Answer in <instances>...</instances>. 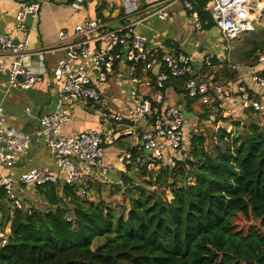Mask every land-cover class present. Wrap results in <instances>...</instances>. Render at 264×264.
<instances>
[{
  "label": "built area",
  "instance_id": "obj_1",
  "mask_svg": "<svg viewBox=\"0 0 264 264\" xmlns=\"http://www.w3.org/2000/svg\"><path fill=\"white\" fill-rule=\"evenodd\" d=\"M48 1L65 3L80 10L91 0ZM179 1L184 2L198 30L214 22L227 39L255 30L256 23L263 24L264 0H213L209 10L199 6L195 0H161L162 6L155 13L161 19L168 18L167 7ZM134 3L135 0H122L125 21L118 27H109L102 16L86 18L77 24L75 40L68 45L67 58L61 60L55 69V81L62 85L61 101L73 99L93 105L102 99L100 83L108 80L109 73L119 62L127 64L135 105L129 119L145 121L150 128L141 134V145L136 153L131 148L120 150L117 160L153 172L163 166L176 167L178 161L188 155L186 149L194 138V133L187 130V120L179 105L167 101L166 83L170 79L187 76V95L205 107L207 122L212 123L218 133L223 125L221 117H232L238 108L264 112V74L259 67L264 63V54L255 65L228 64L242 72V78L234 84H226L218 76L219 64L226 61L220 54L208 52L199 62L192 53L178 51L166 42L150 47L147 35L136 29L134 15L139 7ZM40 7L39 0H28L20 5L16 28L22 37L18 42L11 35L0 32V66H11L10 87L27 90L42 79L43 71L26 62L31 37L27 20L37 16ZM198 7L208 11L209 16L202 18ZM66 35L67 31H60V36ZM94 70L98 72L97 77ZM143 88L155 90L150 95ZM125 118L121 114H105L104 121L111 125L109 131L87 128L67 134L64 127L72 117L63 103L55 111L42 116V135L56 159L59 172L44 166L34 167L19 177L1 176L0 189L6 193L8 214L13 216L16 210L25 207L17 186L58 184L61 173H64L65 183L75 186L80 198H92V183L81 181L82 174L98 167L106 178L112 168L105 161L109 143L107 134L115 132L114 122L123 125ZM5 120V107L0 105V167H11L16 163L17 154L29 149L31 138L26 132L6 126ZM225 128L227 132L234 130L233 125ZM123 133L135 134L132 124L126 125ZM67 220L72 221L73 215L67 214ZM8 233L7 230L0 232L1 244L7 242Z\"/></svg>",
  "mask_w": 264,
  "mask_h": 264
},
{
  "label": "trees",
  "instance_id": "obj_2",
  "mask_svg": "<svg viewBox=\"0 0 264 264\" xmlns=\"http://www.w3.org/2000/svg\"><path fill=\"white\" fill-rule=\"evenodd\" d=\"M257 51L251 65L264 45L249 53ZM187 78L170 79L166 87L183 93L192 110ZM234 125H245L246 135L221 128L219 145L209 149L206 136L194 133L176 167L163 166L156 174L144 169L150 178L131 186L126 214L105 200H81L67 183L35 187L44 208L25 199V207L10 216L0 203L2 230L10 226L7 242L0 243V264H264V126L255 120ZM122 177L127 185L133 181L126 172ZM0 199H6L2 188Z\"/></svg>",
  "mask_w": 264,
  "mask_h": 264
},
{
  "label": "crops",
  "instance_id": "obj_3",
  "mask_svg": "<svg viewBox=\"0 0 264 264\" xmlns=\"http://www.w3.org/2000/svg\"><path fill=\"white\" fill-rule=\"evenodd\" d=\"M28 0H0V32L7 33L15 39H20L22 33L16 28V14L21 4ZM41 1L39 13L35 17H29L27 20L28 29L31 32L30 41L27 47L26 62L43 71L42 79L31 87L23 90L9 86L10 64L7 67L0 66V105L5 107L6 126L15 128L29 134L31 145L29 149L19 152L14 166L0 167V177L3 175H12L19 177L22 173L34 167H49L54 172H59L55 157L51 154L48 145L42 135L41 117L45 114L55 111L60 103L67 106L71 121L65 125L64 132L74 134L87 128H102L109 131L111 125L104 121L105 114L116 113L125 116L124 124L113 125L116 128L114 133L107 134L108 148L105 161L111 164L112 168L106 178L102 175L101 168H93L88 173H83L84 180L91 181L93 187L94 180L113 181L120 183L124 181L122 173L126 172L130 177L139 174V168L135 164H122L117 160V154L120 150L131 147L140 148L141 134L150 128L145 121H132L130 116L134 113V99L124 102L123 98L117 96L115 92L118 87L124 84H133L130 80L127 64L119 62L109 73L108 80L100 83L102 90V99L97 104L86 105L80 100L64 99L61 101L62 85L55 81V69L59 62L67 58L68 45L75 40L74 30L77 24L86 18L100 16L103 13L109 27H118L124 23V5L122 0H91L84 4L80 10L72 6L48 0ZM134 5H138L134 18L137 20L136 29L147 35L148 45L150 47L159 42H166L170 46H175L178 51L192 53L200 62L205 54L214 52L220 54L223 58L227 45L218 38L214 40L216 33L222 36V32L214 25L211 28L205 27L198 30L192 21L189 20L190 14L186 10L184 2H175L167 7L168 18L161 19L155 11L161 8V0H135ZM193 24V25H192ZM67 31L66 36H60V31ZM223 39V36L222 38ZM1 52V47H0ZM219 64V67H222ZM264 68V63L259 65ZM234 68H228L229 75L236 72ZM220 74V69L218 68ZM115 74L116 77L112 76ZM129 76L124 78L125 75ZM228 76V74H226ZM116 81H113V79ZM220 79V78H219ZM221 80V79H220ZM222 81V80H221ZM238 80H228L226 84H234ZM173 86H168L165 93L167 101L170 104H180L179 100L169 98L168 90ZM145 92L152 95L153 91L143 88ZM132 91V89H131ZM125 91L121 89L120 93ZM109 95L112 100H105ZM132 96V94H131ZM187 108V106H186ZM205 107L201 103L194 101L192 111L195 115L204 113ZM239 109V108H238ZM236 109L234 114H243L247 111ZM196 115V119L198 117ZM244 117V116H243ZM195 122V121H194ZM245 124V122H243ZM132 124L135 134L125 135L123 130L125 126ZM195 124V123H194ZM188 126V125H187ZM226 127V126H223ZM222 127V128H223ZM188 128V127H187ZM235 132V127L234 130ZM127 138V139H125ZM113 148L110 155V148ZM123 147V148H121ZM108 153V155H107ZM159 170V169H158ZM158 170L151 173L156 174ZM110 174V175H109ZM146 177V174L144 176ZM59 187L65 185L64 173H61ZM35 188V187H34ZM32 186H17L18 192H32L35 190ZM33 198L34 194L31 195ZM40 196L36 192V197ZM30 201V198H27ZM71 205V204H70Z\"/></svg>",
  "mask_w": 264,
  "mask_h": 264
},
{
  "label": "rangeland",
  "instance_id": "obj_4",
  "mask_svg": "<svg viewBox=\"0 0 264 264\" xmlns=\"http://www.w3.org/2000/svg\"><path fill=\"white\" fill-rule=\"evenodd\" d=\"M189 18H190L189 20L192 19V21H194L192 16H190ZM193 24L195 25V22H193ZM222 36H223V39H221ZM222 36L219 33H216L213 39L217 40L218 38L220 41H222V43H225V45H227L226 50H225V56H224L226 58L225 59L226 61L223 63L222 67H219L220 74L218 73L219 78L222 81L227 83L228 80L232 79L233 81H235V80H239L242 78V72H240L239 70H235L236 72H234L233 75L232 74L229 75L227 70L228 68H231V66H229L228 64H231V65L241 64L243 66L251 65L250 63L253 62L256 59V56L258 55V53L261 52V51H257L255 53L250 54L249 50L255 44L259 45L260 47L264 45V19H263V24L256 23L255 30L241 33L238 37L234 39H227L223 34ZM263 54L264 53H261L260 56ZM226 74H228V76ZM112 76L116 77L115 74H113ZM124 78L129 79V76L126 74ZM113 81H116V79L114 78ZM121 89L124 90L125 92L120 93ZM131 89H132V85L127 83V84H124L122 87H118L117 88L118 92H115V94L123 98L124 102L128 100L132 101ZM168 96L169 98L174 99V100L180 99L179 107L181 108V110L183 111L186 117L188 131H191L192 133L204 134L207 138L206 145H207V148L209 149H212L216 145H219L218 141H216L217 132L214 130V126L212 125V123L207 122V117L205 116L203 117L202 114H200L199 116L200 112L196 114L197 116H199L198 119H196V115L193 112H191L192 110H189L186 108L188 98L183 93L180 94L171 87L168 90ZM105 100L111 101L112 98L109 95H106ZM221 119H222V124H223L222 127L233 125L235 127V131H237V133L240 134L242 137L246 135V126L241 125L237 127L234 125V122L241 121L247 124L249 121L255 120V121L260 122L264 126V112L252 113V111H247L245 115L234 114L232 117H225V118L221 117ZM189 149L190 147L186 149V153L189 152ZM112 151H113V148L111 147L110 152H109L110 155L112 154ZM185 156L186 154L184 155V157ZM144 176H145L144 169L139 170V174L137 173L135 177H132L133 181H131L128 185L124 181H121L120 183H115L113 181L102 182L100 180H94L93 187H92L93 196L92 198H89L86 200H91L94 202L99 201V200H105L106 202H108V204L117 207V210L119 211L118 214L119 213L126 214L127 210L130 208L132 194L135 193V191L130 190V188L134 189L135 187H131V186H136L138 184L146 183V180L150 177H147L146 175L147 178H145ZM83 180L84 179L82 178L81 181ZM32 192L34 193H30L28 191L22 192L20 194V197L23 200L30 198V201L34 205L40 208H44L46 206L44 200L41 197L40 198L38 196L36 197L35 190H33ZM32 194H34L33 198H31ZM166 194H167V197H170L172 195L170 191H167ZM80 199L85 200L83 198H80ZM0 203L5 204L6 199L4 200L0 199ZM5 220H6L5 212L0 205V232H3L2 227H3V224L5 223ZM9 227L10 226L8 222L4 228V231L7 230V232H9Z\"/></svg>",
  "mask_w": 264,
  "mask_h": 264
},
{
  "label": "water",
  "instance_id": "obj_5",
  "mask_svg": "<svg viewBox=\"0 0 264 264\" xmlns=\"http://www.w3.org/2000/svg\"><path fill=\"white\" fill-rule=\"evenodd\" d=\"M195 2L205 8L206 10H209V7H210V4L213 2V0H195ZM16 42H18L19 40L18 39H15ZM94 76L97 77L98 76V72L97 70H94Z\"/></svg>",
  "mask_w": 264,
  "mask_h": 264
}]
</instances>
